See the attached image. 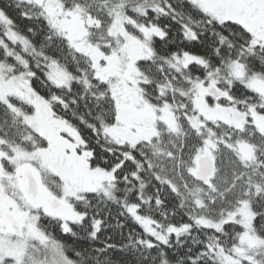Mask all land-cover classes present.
I'll return each instance as SVG.
<instances>
[{
  "label": "snow or ice",
  "instance_id": "6c2138e0",
  "mask_svg": "<svg viewBox=\"0 0 264 264\" xmlns=\"http://www.w3.org/2000/svg\"><path fill=\"white\" fill-rule=\"evenodd\" d=\"M0 264H264V0L0 3Z\"/></svg>",
  "mask_w": 264,
  "mask_h": 264
},
{
  "label": "trees",
  "instance_id": "16d2710c",
  "mask_svg": "<svg viewBox=\"0 0 264 264\" xmlns=\"http://www.w3.org/2000/svg\"><path fill=\"white\" fill-rule=\"evenodd\" d=\"M9 2H10V0H0V3H9ZM12 14H13L14 17H17V20H19L17 14H16L15 12H13ZM21 23H27V22H26V21H21ZM36 86H37V87H40V84L37 83ZM98 150H99V149H98ZM176 219H177V220H180V217L178 216Z\"/></svg>",
  "mask_w": 264,
  "mask_h": 264
}]
</instances>
